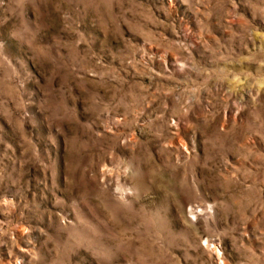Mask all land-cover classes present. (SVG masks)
Wrapping results in <instances>:
<instances>
[{
	"label": "rangeland",
	"instance_id": "obj_1",
	"mask_svg": "<svg viewBox=\"0 0 264 264\" xmlns=\"http://www.w3.org/2000/svg\"><path fill=\"white\" fill-rule=\"evenodd\" d=\"M0 264H264V0H0Z\"/></svg>",
	"mask_w": 264,
	"mask_h": 264
}]
</instances>
